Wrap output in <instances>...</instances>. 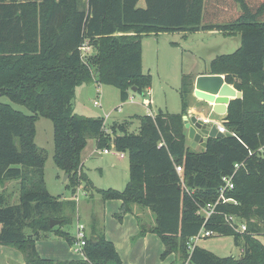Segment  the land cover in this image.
Wrapping results in <instances>:
<instances>
[{
	"label": "trees",
	"instance_id": "obj_1",
	"mask_svg": "<svg viewBox=\"0 0 264 264\" xmlns=\"http://www.w3.org/2000/svg\"><path fill=\"white\" fill-rule=\"evenodd\" d=\"M140 1L88 0L82 6L83 0H0V179L16 180L25 171L37 170L30 175L33 188L19 204H6L0 197V245L18 248L25 264H122L114 244L94 227L87 234L83 260L53 261L38 255L37 242L57 227L50 226L51 220L68 223L77 208L75 200L57 199L45 188L47 156L35 144V123L45 117L55 125V164L69 175L74 193L78 182L86 183L89 191L94 188L83 170L82 152L87 139L95 137L98 149L114 147L130 159L127 190L98 192L122 200L120 217L134 205L157 216L155 226L142 227L141 236L158 234L166 253L179 247L183 264H264V159L249 157V151L264 146V0H145V8L139 7ZM200 25L204 31L240 35L241 47L214 59L208 72L225 76L243 93L230 103L223 120L230 136L209 138L206 149L191 147L183 116L190 107L193 77L185 78L181 88L182 112L146 115L138 134L128 132L129 122L107 131L104 118L75 115L80 84L118 86L124 102L130 98L128 87L142 90L147 85L143 35L186 34ZM85 44L95 52L84 60ZM244 161L229 193L238 204L219 207L221 214L204 226L200 210L217 200L223 177ZM177 166L184 168L182 175ZM225 214L246 220L248 231L235 233ZM203 227L235 236L237 245L243 243L241 257L217 258L198 246L190 253L188 243ZM57 233L70 243L75 240Z\"/></svg>",
	"mask_w": 264,
	"mask_h": 264
},
{
	"label": "rangeland",
	"instance_id": "obj_2",
	"mask_svg": "<svg viewBox=\"0 0 264 264\" xmlns=\"http://www.w3.org/2000/svg\"><path fill=\"white\" fill-rule=\"evenodd\" d=\"M87 2L88 0H83L82 6ZM139 7H146L145 0L139 2ZM240 47L239 34L230 35L218 30L204 31L201 25L197 31L186 34L177 32L145 34L142 37L141 55L147 85L142 90H134L132 86L126 89L129 96L135 100L128 99L124 102L118 86L99 85L95 81H90L76 88L74 113L82 118H104L107 131H111L117 124L129 122L128 132L138 134L144 116L182 112L181 88L185 78L189 77L191 80L193 77L194 82L196 74L209 72V66L214 59L221 55L233 54ZM94 52L92 47L87 56L90 57ZM192 92L194 93V85ZM193 95L190 97L191 101ZM2 101L14 109L29 113L26 108L12 103L8 98H2ZM96 102H99L100 106H96ZM199 106L210 113L214 124H219V117L213 113L208 103L201 101ZM107 115H110L109 119L106 118ZM118 134L120 135L121 131H118ZM97 143L95 137H89L82 152L83 170L94 188L89 191L86 189V183L78 182L74 193L70 187V180L65 181L67 174L55 164L53 121L45 117H40L36 121L35 144L47 156L43 167L47 192L57 199L70 200L75 197L77 200L76 210L69 214L71 220L57 226L37 242L38 255L53 261L83 260L84 255L75 252L74 244L57 233L60 231L69 234L71 238L76 237L77 226L80 223L86 226L88 235H92L93 227L103 230L106 239L112 242L118 251L122 264H183V253L179 247L166 253V245L158 234L148 233L141 236L142 227L155 226L157 218L155 213L134 205L132 212L120 217L122 200L106 199L98 192L127 190L130 184V159L127 155L121 158L114 147L109 149L111 154L105 155L104 149H98ZM24 168L26 169V166ZM34 172L37 173V170L25 171L23 177L16 180L0 179V197L6 204L20 203L24 192L33 188L30 175L35 174ZM260 240L264 243L263 237H260ZM193 244L217 258L230 256L239 258L243 251V243L237 245L235 236L203 237L197 242L193 241ZM6 247L7 249H4L7 258L0 253V264H6L4 260H7V264H25L23 254L18 248Z\"/></svg>",
	"mask_w": 264,
	"mask_h": 264
},
{
	"label": "water",
	"instance_id": "obj_3",
	"mask_svg": "<svg viewBox=\"0 0 264 264\" xmlns=\"http://www.w3.org/2000/svg\"><path fill=\"white\" fill-rule=\"evenodd\" d=\"M137 90V89H134ZM194 96L212 106V111L216 116L224 117L228 113V108L233 100L242 99L243 93L226 81L223 75L204 74L199 75L195 80ZM185 128L188 131V139L191 147L197 149L207 148L209 138H223L230 136L218 132V127L213 121H204L197 116H183ZM69 179L66 176L65 181ZM63 221L51 220L52 228L59 226Z\"/></svg>",
	"mask_w": 264,
	"mask_h": 264
},
{
	"label": "built area",
	"instance_id": "obj_4",
	"mask_svg": "<svg viewBox=\"0 0 264 264\" xmlns=\"http://www.w3.org/2000/svg\"><path fill=\"white\" fill-rule=\"evenodd\" d=\"M91 47L87 44L83 45L81 48V53H82V59H86V56L88 55L87 52H89ZM131 101H134L135 99L133 97L129 98ZM96 106H100L99 102L95 103ZM110 115H107L106 118L108 119ZM218 132L221 134H227V129L224 126V124H218ZM105 154L111 153L109 149L104 150ZM120 157H124V154L120 153ZM249 157H257L259 159H264V146L260 147L256 151H249ZM245 166V161L236 164L235 166V172L230 175V176H225L222 179V186L219 191V196L215 202L208 203L206 206H204L199 214L202 216L204 219V226L215 216L221 214L219 212V207L229 204V203H234L238 204L235 199L229 197V193L235 189V183H234V177L237 173V171ZM177 172L182 175L184 172V168L182 166H177L176 167ZM73 200L77 201L76 198L74 197ZM225 223L228 225L235 233L239 234H245L248 231V224L247 221L240 218L237 215H229L225 214L224 215ZM221 235L220 233L216 231H211V230H206L205 227L201 229V231L198 233V235L194 236L188 243V249L190 253L194 251V249L197 247L196 244H193V241H198L201 238H209L212 236H217ZM74 247H75V252L76 253H81L84 255V248L87 244V229L85 225L78 224L77 226V236L74 237ZM243 252V251H242ZM85 257V256H84Z\"/></svg>",
	"mask_w": 264,
	"mask_h": 264
},
{
	"label": "crops",
	"instance_id": "obj_5",
	"mask_svg": "<svg viewBox=\"0 0 264 264\" xmlns=\"http://www.w3.org/2000/svg\"><path fill=\"white\" fill-rule=\"evenodd\" d=\"M20 2H25V1H20ZM204 74H208V72H205V73H202V72H200V73H198V74H196V76H195V80H196V78L199 76V75H204ZM195 80H194V88H195ZM194 94V93H193ZM199 102H201L200 100H198L194 95H193V97H192V101H191V103H190V107H189V109H188V112H187V114L186 115H184V116H197L198 118H201L202 120H204V121H206V122H208V121H212L211 120V118H210V113L209 112H207V110L206 109H203V108H201L200 106H199ZM210 107H211V109H212V106L211 105H209ZM219 117V124H223V120H224V118H225V116L224 117H220V116H218ZM110 118V117H109ZM108 118V119H109ZM189 143L191 144V141H189ZM202 147H198L197 148V150H200ZM104 152V151H103ZM105 154V153H104ZM109 154H111V153H109ZM109 154H105V155H109ZM125 155V154H124ZM122 158V157H121ZM88 234V233H87ZM3 248V249H2ZM4 248H6L7 249V247L6 246H0V253L1 254H4L5 255V258H7V254H6V251H5V249ZM9 250V249H8ZM23 257H24V255H23ZM25 259V258H24ZM45 259V258H44ZM7 260H4V262L7 264V262H6ZM21 264H24V263H21Z\"/></svg>",
	"mask_w": 264,
	"mask_h": 264
}]
</instances>
